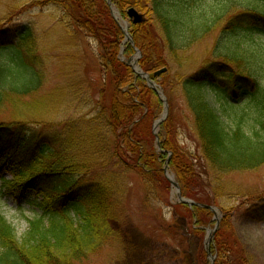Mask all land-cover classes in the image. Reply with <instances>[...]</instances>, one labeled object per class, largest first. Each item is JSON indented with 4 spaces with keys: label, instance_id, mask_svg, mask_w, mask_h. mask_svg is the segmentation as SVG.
<instances>
[{
    "label": "trees",
    "instance_id": "1",
    "mask_svg": "<svg viewBox=\"0 0 264 264\" xmlns=\"http://www.w3.org/2000/svg\"><path fill=\"white\" fill-rule=\"evenodd\" d=\"M226 2L113 0L125 16L132 7L146 16L143 23L131 25V33L142 52L141 68L153 80L162 79L163 89L172 85L170 61L180 64L179 53L227 16L228 30L223 33L220 51L229 54L223 60L206 62L181 82L194 114L201 163L175 143L172 116L161 123L162 150H157L151 130L162 101L147 81L121 60L122 55L130 58L135 50L124 43L106 0H37L17 6L0 19V110L5 100L17 104L41 86L34 71L33 28L11 32L7 27L16 13L33 5L58 6L66 28H79L94 38L105 75L91 116L71 117L52 133L33 129L24 120L0 123V174L11 176H3L4 187L19 200L33 193L40 212L30 221L27 234L19 238L0 208V264H79L88 259L116 233L113 222L128 220L125 195H119L126 191L131 176L143 182L145 200L170 186L164 171L170 152L168 168L176 175L182 195L197 203L214 204L223 213L211 244L215 264H255L233 227L231 213L238 205L250 204L249 214L262 220L264 201L248 203L244 199L253 200V194L250 198L228 187L223 177L264 164V36L253 37L246 23L254 18L264 25V12L248 6L250 10L231 16ZM26 44L29 47L24 52ZM163 67L167 72L155 76ZM242 83L247 86L244 104L240 100L244 92L239 94L244 89ZM206 85L219 101L227 103L230 109L225 110V116L201 95ZM226 85L236 99L229 100L227 90L220 91ZM204 174L213 194L202 182ZM174 207L180 214L185 210L197 235L206 234L214 223L206 207L181 202ZM207 258L203 247L200 263L211 264Z\"/></svg>",
    "mask_w": 264,
    "mask_h": 264
},
{
    "label": "rangeland",
    "instance_id": "2",
    "mask_svg": "<svg viewBox=\"0 0 264 264\" xmlns=\"http://www.w3.org/2000/svg\"><path fill=\"white\" fill-rule=\"evenodd\" d=\"M36 1L0 0V19H4L17 6ZM211 1L222 3L224 0ZM226 4L230 8L228 15L231 16L250 10L249 7L264 12L263 0H227ZM112 7L119 12V17L115 19L111 6L108 4L111 17L124 34V43H130L135 50L131 57L140 56L141 50L134 39L133 45L125 34V31H130V36H132V22L117 5L113 3ZM62 17L61 9L54 4L35 7L33 5L21 14L16 13L7 26L11 32H23L29 27L33 28L35 37L33 48L37 59L34 71L42 82L36 93L17 104L15 101L5 100L4 107L0 110V123L24 120L27 123L29 121L28 126L33 129L52 133L55 128L61 129L57 126L62 125L63 121L71 117L91 116L95 113L99 91L105 81L98 44L94 38L89 37L81 29L66 28L62 24ZM226 17L217 23L208 34L195 41L183 53H179L180 64L175 61L172 64L170 61L172 85L163 89L168 103V114L165 119L172 116L175 123L174 141L184 149V152L194 156L196 163H201L199 141L195 131L194 114L181 82L185 80V77L199 71L206 62L216 59L223 60L229 54L220 51V46L225 41L223 33L228 30L225 28L228 25ZM124 22L129 23L127 29H124ZM246 23L250 26L253 37L264 36L263 23L257 22L254 18H248ZM17 39L18 37L15 41ZM242 43L246 45V42L242 41ZM28 47L29 45L26 44L24 52ZM135 47L139 49L140 54L136 53ZM123 48L121 54L124 52ZM122 56L121 60L125 62L131 58ZM247 65L244 67L249 68L250 65ZM139 67H141L140 64ZM175 73H178L180 77L174 78ZM262 73L264 75V70ZM154 81L159 88H163L160 84L162 79ZM241 86L244 89L239 94L244 92L240 98L244 104L247 97L245 94L247 86L244 83ZM219 89L220 91L227 90L231 95L229 100L236 99L235 92L231 89L229 91L228 85ZM211 90L212 87L206 85L200 90L201 95L204 94L211 104L226 115L225 110L229 111L230 108L227 103L222 102L224 100L219 101ZM158 97L162 101V106L155 120L162 116L165 109L162 98L159 95ZM154 122L151 130L153 135ZM158 133H160V127H158ZM154 144L158 151L162 150L161 146V149L157 146L156 136H154ZM198 169L201 168L198 166ZM169 173L174 174L170 168ZM3 176L11 178L8 173L0 174V208L8 221L15 226L17 235L21 238L27 234L30 221L40 212L35 204L33 193H28L22 200H19L14 192L4 187ZM207 177L204 174L202 182L208 186L207 191L213 194ZM174 178L178 181L175 174ZM223 178L228 187L233 186L234 190L243 192L244 196L248 195L250 198L253 196V200L244 199L248 203L259 205L261 201H264V164L255 170L236 171ZM145 192L141 179L136 175L131 176L126 191L124 190L119 195L122 197L125 195V206L129 210L127 211L128 220L123 224L113 222L116 233L103 242L96 253L79 264H204L200 263L199 256L202 248H205L208 229L214 228L216 218L220 214L222 219V211L217 210L218 212L214 213L210 210L214 223L207 227L206 234L197 235L191 229L189 217H185V210L181 211V214L175 210L174 206L177 204L178 196L171 182L168 188L159 189L147 200H145ZM251 194L253 195L250 196ZM145 204L147 205L144 206ZM249 205H238V208L231 213V222L240 240L254 258L255 264H264V219L253 218L248 212Z\"/></svg>",
    "mask_w": 264,
    "mask_h": 264
},
{
    "label": "water",
    "instance_id": "3",
    "mask_svg": "<svg viewBox=\"0 0 264 264\" xmlns=\"http://www.w3.org/2000/svg\"><path fill=\"white\" fill-rule=\"evenodd\" d=\"M107 2L111 6V10H112V14H113L114 18L117 19L119 17V12L114 7H112L113 6L112 0H107ZM127 14H128V16H129V18H130L132 23L139 24V23H143L145 21L144 14L140 13L137 9H135L133 7L127 10ZM124 23H125V26H126L124 29H127L129 23L128 22H124ZM125 34H126V37L130 40V42L134 45V41H133L132 36H130V33L128 31H125ZM137 52L140 53L139 50H137ZM138 58H139V56L131 57L127 61V63L129 65H131L134 68V70L139 75H141L142 77H144L147 80L148 84L159 94V96L164 101V106H165L164 112H163L162 116L154 122V125H153V133H154V135L156 136V139H157V146H158L159 149H161L160 148L161 142H160V138H159L158 127H160V124L162 123V121L165 120V118H166V116L168 114L167 98H166V95L163 92V89L159 88V86L151 79L150 74L148 72H145L144 70H142L141 67H139ZM165 71H167L166 67L156 71L155 75L158 76V75H160L161 73H163ZM169 160H170V156L167 159L164 171H165L166 176L168 177V179L172 183V185H174L176 187V193H177V196H178V200L177 201L183 202V203H188L190 205H199V206H202V207H206V208L212 210L214 213H217L218 212L217 210H219V209H218V207H216L214 205L200 204V203L195 202L192 199H188V198L183 197V195L181 193V189H180L179 183L174 178V174L169 173V170H168V162H169ZM220 219H221V214L216 218L215 227L213 229H208L209 233H208V236L205 239V246H206V249H207V252H208V256H209V258L212 261V264H214V262H215V255L212 254L211 244H212L213 238L215 236V232H216V230H217V228L219 226Z\"/></svg>",
    "mask_w": 264,
    "mask_h": 264
}]
</instances>
